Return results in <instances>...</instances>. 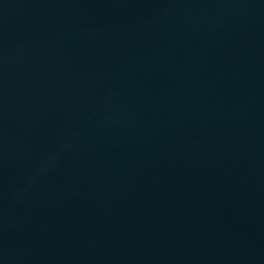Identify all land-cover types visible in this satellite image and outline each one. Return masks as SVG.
<instances>
[{
	"label": "water",
	"instance_id": "95a60500",
	"mask_svg": "<svg viewBox=\"0 0 264 264\" xmlns=\"http://www.w3.org/2000/svg\"><path fill=\"white\" fill-rule=\"evenodd\" d=\"M264 164V0H40Z\"/></svg>",
	"mask_w": 264,
	"mask_h": 264
}]
</instances>
